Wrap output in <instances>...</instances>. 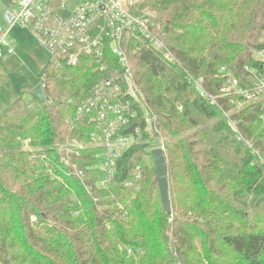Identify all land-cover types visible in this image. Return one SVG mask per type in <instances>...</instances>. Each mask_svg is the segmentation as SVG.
<instances>
[{
	"label": "trees",
	"instance_id": "trees-1",
	"mask_svg": "<svg viewBox=\"0 0 264 264\" xmlns=\"http://www.w3.org/2000/svg\"><path fill=\"white\" fill-rule=\"evenodd\" d=\"M152 8L175 60L147 48L130 54L156 131L122 158L118 181L133 180L136 171L141 180L105 193L91 189L100 173L78 179L63 171L59 148L88 141L93 128L78 112L106 74L95 58L76 67L50 60L40 75L46 102L18 98L0 113V264H264V102L233 115L258 152L237 144L244 156L234 175H226L228 163L213 149L201 148L203 140L183 136L193 111L218 117L220 129L236 135L188 79H204L210 95L223 84L215 78L223 67L240 84L252 83L245 67H255L264 0H159ZM137 109L136 123L144 128L143 108ZM153 137L158 145L150 143ZM23 139L31 140L35 153L21 150ZM162 146L170 215L162 208L151 156ZM87 161L73 158L82 169Z\"/></svg>",
	"mask_w": 264,
	"mask_h": 264
},
{
	"label": "built area",
	"instance_id": "built-area-1",
	"mask_svg": "<svg viewBox=\"0 0 264 264\" xmlns=\"http://www.w3.org/2000/svg\"><path fill=\"white\" fill-rule=\"evenodd\" d=\"M69 1L18 0L14 7H8L4 15L6 27H0V59L14 55L15 42L11 33L21 28L29 31L50 53V60L59 64L76 67L85 57L102 61L99 69L106 76L96 84L91 97L78 112L93 130L87 131L88 141L74 140L61 146L59 149L65 156L59 162L70 177L84 179L88 172L100 173V179L90 186L91 189L105 193L117 185L132 189L141 180V173L136 171L133 180L120 183L119 163L142 142L145 134L152 135L156 127L152 110L134 79L130 54L147 48L167 62L174 61L175 57L166 43V32L157 21V13L133 8L140 1L81 0L73 11L67 8ZM252 60L255 67H245L252 80L250 85L240 84L232 70L226 67L215 77L223 82L217 95L207 92L204 79L189 77L188 81L232 126L238 143L258 155L251 142L243 137L233 115L264 102V31L260 47L252 51ZM41 86L45 92L43 79ZM220 101L234 108L226 110L225 103ZM137 106L143 108L144 128L136 123L140 114ZM20 147L23 152L35 153L31 140H21ZM85 151L91 152L90 160L83 156ZM73 158L88 160L85 169L74 163ZM116 208L126 214L122 204L118 203Z\"/></svg>",
	"mask_w": 264,
	"mask_h": 264
},
{
	"label": "rangeland",
	"instance_id": "rangeland-1",
	"mask_svg": "<svg viewBox=\"0 0 264 264\" xmlns=\"http://www.w3.org/2000/svg\"><path fill=\"white\" fill-rule=\"evenodd\" d=\"M17 1L14 0V4H11L10 7H14ZM134 1H140L133 7L135 10L148 9L151 11L154 10L152 5L159 0ZM81 2V0H71L68 2L67 8L73 11ZM6 10L7 6L0 2V27H6L4 21ZM11 38L15 42L14 55L0 59V113L4 112L18 98H23L28 103L34 100L35 88L42 85L41 72L51 59L50 53L29 31L16 28L12 31ZM190 119L192 123L183 136L193 135V140H203L204 144L201 148L213 149L220 159L228 163L226 175L236 174L241 166L240 159L244 156L237 147L239 143L236 137H232L227 131L220 129L218 117L208 118L193 111ZM153 138L150 143L158 145L160 140ZM240 147L242 148L241 145ZM173 264H179L178 260L174 259Z\"/></svg>",
	"mask_w": 264,
	"mask_h": 264
},
{
	"label": "water",
	"instance_id": "water-1",
	"mask_svg": "<svg viewBox=\"0 0 264 264\" xmlns=\"http://www.w3.org/2000/svg\"><path fill=\"white\" fill-rule=\"evenodd\" d=\"M34 94L41 103L46 102L45 92L43 87L37 86L34 90ZM151 156L153 158L155 174H156V183L159 188L160 201L164 212L167 214L172 213V202L170 197V185H169V176L167 171V160L162 148H156L151 151Z\"/></svg>",
	"mask_w": 264,
	"mask_h": 264
},
{
	"label": "crops",
	"instance_id": "crops-1",
	"mask_svg": "<svg viewBox=\"0 0 264 264\" xmlns=\"http://www.w3.org/2000/svg\"><path fill=\"white\" fill-rule=\"evenodd\" d=\"M0 2L4 3L7 6V8L10 7L11 4H14V0H8L6 2L4 0H0Z\"/></svg>",
	"mask_w": 264,
	"mask_h": 264
}]
</instances>
